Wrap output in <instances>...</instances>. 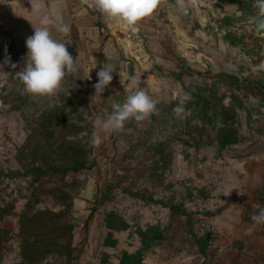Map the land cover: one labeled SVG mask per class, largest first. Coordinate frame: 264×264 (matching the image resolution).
<instances>
[{
	"label": "rangeland",
	"instance_id": "374dc122",
	"mask_svg": "<svg viewBox=\"0 0 264 264\" xmlns=\"http://www.w3.org/2000/svg\"><path fill=\"white\" fill-rule=\"evenodd\" d=\"M30 1L27 25L0 24V211L6 213L0 219V264H25L20 221L46 210L73 223V245L83 244L73 264H117L121 252L139 250L138 232L157 223L162 238L142 264H264V224L251 219L264 210V30H257L258 1L182 0L181 9L179 0H160L152 16L130 28L90 8L92 0L80 4L93 26H77L74 0H47L52 19L71 25L70 36L49 28L53 38L70 42L78 71L46 96L25 92L17 75L25 64V41L46 10L41 1L34 12L38 0ZM103 62L115 63L117 73L100 100L93 85ZM227 76L238 78L240 86ZM137 85L155 101L156 111L106 131L103 122L113 104L125 102ZM206 95L217 107L216 98L235 108L234 145L219 149L221 120L199 97ZM14 106L19 109L9 111ZM177 106L184 112L177 115ZM56 109L79 127L68 139L85 148L89 163H97L90 171L69 172L68 179L46 171H70L72 159L59 152L61 157L48 161L47 153L31 151L37 142L42 151L39 122ZM161 147L169 158L155 174L150 163ZM228 188L233 189L225 196ZM189 190L192 199L186 198ZM173 204L200 220V233H212L205 255ZM41 264L66 260L50 252Z\"/></svg>",
	"mask_w": 264,
	"mask_h": 264
},
{
	"label": "trees",
	"instance_id": "16d2710c",
	"mask_svg": "<svg viewBox=\"0 0 264 264\" xmlns=\"http://www.w3.org/2000/svg\"><path fill=\"white\" fill-rule=\"evenodd\" d=\"M244 1V0H243ZM256 2L258 0H255ZM101 28V23H98L97 26ZM227 80L235 86H240L239 79L234 76H227ZM215 95V94H214ZM213 95V97H214ZM202 99V102L208 107L213 108L216 112V115L220 117L221 128L217 135V144L219 149H224L228 146L234 145L237 142V133L235 132L233 125L236 122V110L233 106H225L221 101L216 98L217 107L213 102V98L208 95L199 96ZM211 98V99H210ZM19 105V104H18ZM19 106H14L10 108L9 111L18 110ZM39 131L37 135L43 138V148L32 146V153L46 156H58L68 157L72 159L74 166L67 171L66 169L55 168L53 166L49 167L46 172L49 173V176L61 174L62 178L68 179V173H81L82 171H90L96 165V161L92 160L91 163L88 162L87 157L85 156V148L82 147L78 142L70 141L69 137H74L78 133L76 129L79 127L77 125L69 124L65 118L62 116L61 110H54L48 115H45L41 118L39 122ZM30 144V143H29ZM162 147L156 149L157 159L152 161L151 170L158 174L160 170L164 169V164L168 160V156L162 152ZM59 152H61L60 155ZM159 154V155H158ZM49 159V158H48ZM50 158L48 161H51ZM41 170V168H40ZM34 171H37V168H34ZM44 172L40 173L42 177ZM36 177V173H35ZM108 190L109 188L106 187ZM105 189V190H106ZM106 195V194H105ZM186 198H193V191L189 190L186 192ZM101 200V197L97 198L95 202ZM34 207V205H33ZM30 208V211L33 209ZM171 207L175 208L177 211L182 212L185 216V223L188 227L189 234L194 239L196 250L202 254H206V250L209 246L210 241L213 239L212 233L205 231L200 233L196 230V227L200 225V220L193 217L191 214L185 211L178 204H173ZM95 207L92 208L88 219L84 224L85 233L88 230L89 219L93 217V212ZM6 213L0 211V219L3 218ZM65 215L63 213H55L50 211H45L32 215L28 217L27 215L23 216L20 221V232L19 236L21 238L22 245V258L25 264H41L44 258L50 254V252H55L59 256H62L66 260V264H73V262L81 255L83 251V244L73 245L74 240V226L71 221L61 222ZM62 218V219H61ZM5 232L0 229V237L3 236ZM163 231L161 230L160 224L147 225L143 231L138 232V239L140 243V248L136 252H126L123 251L120 253V260L117 264H142L143 256L146 252L151 249L152 244L161 239Z\"/></svg>",
	"mask_w": 264,
	"mask_h": 264
},
{
	"label": "clouds",
	"instance_id": "9594fccd",
	"mask_svg": "<svg viewBox=\"0 0 264 264\" xmlns=\"http://www.w3.org/2000/svg\"><path fill=\"white\" fill-rule=\"evenodd\" d=\"M160 0H92L88 5L95 8L108 18L118 20L130 28H138L140 22L152 16L158 9ZM179 7L183 9V2L179 0ZM260 19L257 22V30H264V0H258ZM34 12L40 11V5H32ZM39 27L34 28V34L29 36L25 45L27 48L23 71L17 75L24 86V91L38 96L54 95L59 89L63 79L69 73L78 71L76 59L68 51L65 40L61 42L53 38L49 26H53L56 32L64 36H70L71 25L62 19L53 20L48 15H43L39 20ZM9 59L5 63H9ZM13 67H16L13 65ZM96 67V66H95ZM113 73H117L116 64L113 62L102 63L97 72L98 80L93 85L94 95L102 100V94L113 80ZM189 97L185 96L181 100ZM156 111V103L150 96L137 85V90L129 95L125 102L113 104V111L103 122L106 131H115L123 128L125 121L134 118L143 121ZM174 112L179 115L184 112L182 106H177ZM94 143H99L97 138ZM233 188H228L223 194H230ZM257 225L264 224V210L251 217Z\"/></svg>",
	"mask_w": 264,
	"mask_h": 264
},
{
	"label": "crops",
	"instance_id": "0c3cea01",
	"mask_svg": "<svg viewBox=\"0 0 264 264\" xmlns=\"http://www.w3.org/2000/svg\"><path fill=\"white\" fill-rule=\"evenodd\" d=\"M37 1V0H36ZM44 3L45 6V11H43V15H48L52 18V13L51 9L48 7V1L47 0H38L37 3ZM47 1V3H46ZM82 0H74V4L77 7L78 12L76 11V17H75V22L77 26H93L89 21L90 19L86 17V8H82L81 10V3ZM31 1L30 0H0V24L2 23L3 25H11L17 20L22 21V25L25 24L27 25V21L23 22L25 20V15H26V9L27 7L30 6ZM39 4V5H42ZM89 5V4H88ZM89 8V7H88ZM20 9H23V12H19ZM91 11V9L89 8ZM85 11V12H84ZM101 23V22H100ZM24 25V26H25ZM102 25V24H101ZM98 26V24H97Z\"/></svg>",
	"mask_w": 264,
	"mask_h": 264
}]
</instances>
